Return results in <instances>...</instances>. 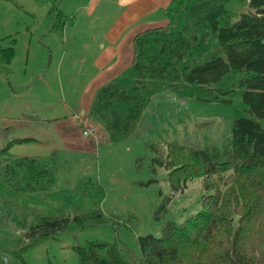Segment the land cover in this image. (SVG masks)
<instances>
[{
  "label": "rangeland",
  "instance_id": "374dc122",
  "mask_svg": "<svg viewBox=\"0 0 264 264\" xmlns=\"http://www.w3.org/2000/svg\"><path fill=\"white\" fill-rule=\"evenodd\" d=\"M86 2L0 0V40L15 47L8 80L0 72V252L8 254L10 264L14 259L8 251L24 244L25 232L51 215H64L69 224L27 248L28 264H77L73 246L91 239L118 241L132 264H146L139 236L159 234L166 220L182 222L196 213L205 193L202 176L172 190L170 167L154 159H165L168 143L222 152L230 145L234 121L253 116L243 100L242 73L232 70L219 82L204 85L181 76L177 85L152 95L133 131L124 137L113 138L92 115L79 114L84 144L91 148L70 151L59 125L77 114V97L87 75L96 70L91 58L84 65L79 61L83 53H77V23L70 24L85 23L79 30L81 50L91 40L90 32L96 33L92 41L99 38L89 19L94 21L101 9L88 16L79 6ZM182 2V8H169L173 30L185 22L187 3ZM215 56L225 57L224 49L214 32L201 27L179 71ZM120 82L132 83L131 74ZM90 126L93 133H86ZM15 138L34 140L18 143ZM23 158L51 168L55 178L50 187L19 191L7 185L6 166ZM163 202L167 211L159 212ZM94 211L101 212L104 222L74 220Z\"/></svg>",
  "mask_w": 264,
  "mask_h": 264
},
{
  "label": "trees",
  "instance_id": "16d2710c",
  "mask_svg": "<svg viewBox=\"0 0 264 264\" xmlns=\"http://www.w3.org/2000/svg\"><path fill=\"white\" fill-rule=\"evenodd\" d=\"M185 1V22L180 30H173L171 23L135 35L132 83L110 82L100 87L90 115L113 138L124 137L133 131L152 95L177 85L181 76L188 83L204 85L219 82L232 70L242 73L243 100L253 116L234 121L230 145L224 151L168 143L165 159H154L170 167L172 190L185 188L189 179L203 177L200 210L182 222L166 220L159 237L139 236L138 242L146 264H264V0ZM201 27L217 35L225 57L215 56L180 72ZM14 55V45L4 46L0 40V72L6 79ZM156 145L151 147L158 151ZM54 178L51 168L34 158L8 164L4 174L7 185L19 191L50 187ZM166 209L163 202L159 212ZM82 215L88 216L74 217L78 224L105 220L99 211ZM68 224L64 215L42 217L25 232L27 241L8 251L13 264H28L24 251L39 237L64 231ZM73 248L77 264H132L118 241L91 239ZM5 255L0 252V264Z\"/></svg>",
  "mask_w": 264,
  "mask_h": 264
},
{
  "label": "crops",
  "instance_id": "0c3cea01",
  "mask_svg": "<svg viewBox=\"0 0 264 264\" xmlns=\"http://www.w3.org/2000/svg\"><path fill=\"white\" fill-rule=\"evenodd\" d=\"M180 2L183 5L182 0H88L85 4H79L88 16L100 9L101 14L96 15L94 21L89 19L94 23L93 29L97 30L99 38L92 41L96 33L90 32L91 40L84 44L82 50L78 43L81 36L79 30L85 23L78 25L77 20L70 22L77 23V53H83L82 58H77L83 61V65L91 58L96 68L90 75L82 71L87 75V83L77 97V114L89 115L97 90L107 83L120 82L121 78L130 74L135 35L147 28L171 24L169 8H178ZM65 121L59 126L70 151L89 152L91 145L84 144L79 121L76 122L71 116Z\"/></svg>",
  "mask_w": 264,
  "mask_h": 264
},
{
  "label": "built area",
  "instance_id": "2783aa9c",
  "mask_svg": "<svg viewBox=\"0 0 264 264\" xmlns=\"http://www.w3.org/2000/svg\"><path fill=\"white\" fill-rule=\"evenodd\" d=\"M72 118L77 119L78 121H81V118H79V114L72 115ZM94 127L90 126L88 127L86 133H93Z\"/></svg>",
  "mask_w": 264,
  "mask_h": 264
},
{
  "label": "water",
  "instance_id": "95a60500",
  "mask_svg": "<svg viewBox=\"0 0 264 264\" xmlns=\"http://www.w3.org/2000/svg\"><path fill=\"white\" fill-rule=\"evenodd\" d=\"M155 236L156 237H159L160 236V233L159 234H156ZM3 261H4V264H9L8 257L4 256Z\"/></svg>",
  "mask_w": 264,
  "mask_h": 264
}]
</instances>
